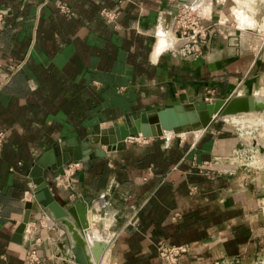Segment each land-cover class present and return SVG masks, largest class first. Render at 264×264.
<instances>
[{"label": "crops", "instance_id": "crops-1", "mask_svg": "<svg viewBox=\"0 0 264 264\" xmlns=\"http://www.w3.org/2000/svg\"><path fill=\"white\" fill-rule=\"evenodd\" d=\"M179 3L214 31L197 59L170 53L181 45L169 32ZM0 9V264H73L59 249L70 233L46 209L15 232L42 153L137 111L264 79V0H0ZM202 132L100 145L105 157L91 153L55 178L44 174L59 203L91 199L86 240L106 244L101 264H163L164 244L189 245L179 264L264 256V175L213 169L236 143Z\"/></svg>", "mask_w": 264, "mask_h": 264}, {"label": "water", "instance_id": "water-1", "mask_svg": "<svg viewBox=\"0 0 264 264\" xmlns=\"http://www.w3.org/2000/svg\"><path fill=\"white\" fill-rule=\"evenodd\" d=\"M182 6L187 7L184 3L175 5L170 17L175 18L178 8ZM170 17H168L169 21ZM263 111L264 94L238 93L227 98H215L212 101H206L201 97L170 106L137 111L127 115L120 125L113 128L102 129L78 142L59 144L58 147L42 153L36 159L29 177L33 184L32 195L25 202L24 216L15 232L17 236H22L32 210L46 209L56 221V225L65 227L70 233V238L64 242L67 248L59 243V249L64 251L63 258L73 264H101L106 244L95 241L90 244L86 240L90 230L87 211L91 206V199L82 198L78 201L68 200V204L59 203L51 191L52 182L44 175L46 172L55 178L59 174V168L68 170L72 163L88 161L91 153L97 157H105L100 145L106 146V151H110L120 149L126 139L165 137L168 133L173 135L202 132L214 121L225 116ZM246 145L238 143L237 148L241 149ZM251 145H256L260 152L264 151V147L256 140H253ZM53 167L55 169H52ZM87 251L91 257L87 255Z\"/></svg>", "mask_w": 264, "mask_h": 264}, {"label": "rangeland", "instance_id": "rangeland-1", "mask_svg": "<svg viewBox=\"0 0 264 264\" xmlns=\"http://www.w3.org/2000/svg\"><path fill=\"white\" fill-rule=\"evenodd\" d=\"M246 81L247 82H246L245 88H242V86H240L238 88L237 87L234 88L232 91L227 90L224 92L220 90L217 91L215 89H210L206 93V95H204V97L207 98L206 101H212L215 98H227L229 96L238 94V92H240L239 90H241V93L239 94H250V93H253L254 91H259L258 93H256L257 95L264 94V88L262 89V87H264V79H260L256 83L253 82V80H250L249 78L246 79ZM257 124L258 126L264 127V112L243 113L237 116H230V117H225L224 119H218L214 121L206 130L202 132V135H208L209 134L208 131H212L213 133L221 135V136H226V137L228 136V137H231L232 140L236 143L235 150H233L228 155H226L225 158L219 159L220 161H222L223 164L221 166L219 164H213L212 165L213 169H219V170L224 169V170L229 171V170H232L234 167H238L239 169H241L243 172H246L247 174L255 170V171L261 172L264 175V167H262L259 164L260 161H263L264 163V160L261 157L262 153L259 151L254 152V149L252 150V148L250 147L246 151L238 152V150L240 149L237 148L238 143L248 144L245 147H248L249 145L251 146V142L253 140H256V141L259 140L257 143L262 144L264 146V134L257 135L258 131L255 132L254 135H257L256 136L257 139H256V137L254 138V136L248 132L249 129H252V127L254 128L255 126H257ZM241 128L242 129L244 128L243 130L247 132L242 134ZM255 159H258L257 162H255L256 161ZM251 264H264V256H260L258 259L253 261Z\"/></svg>", "mask_w": 264, "mask_h": 264}, {"label": "built area", "instance_id": "built-area-1", "mask_svg": "<svg viewBox=\"0 0 264 264\" xmlns=\"http://www.w3.org/2000/svg\"><path fill=\"white\" fill-rule=\"evenodd\" d=\"M60 11L68 13L69 9L65 5H59ZM5 12L0 9V28L3 22ZM102 14L108 19L113 20L115 14L106 9L102 10ZM174 35L181 45L170 48V52L174 57H184L197 59L202 56L203 47L213 35L212 29L205 25L201 18L189 7H179L174 18L173 29ZM264 40V27L261 30ZM206 100L207 98L204 97ZM4 133L0 131V153L3 145ZM31 191H25L24 198L31 196ZM264 211V207H263ZM190 250L187 244H164L157 249L158 257L163 264H179L181 257L187 254ZM30 261L38 262V257L35 250L30 252Z\"/></svg>", "mask_w": 264, "mask_h": 264}, {"label": "bare ground", "instance_id": "bare-ground-1", "mask_svg": "<svg viewBox=\"0 0 264 264\" xmlns=\"http://www.w3.org/2000/svg\"><path fill=\"white\" fill-rule=\"evenodd\" d=\"M185 6V5H184ZM263 27H264V23H258L257 24V33L259 34V35H261V37L263 38V36H262V33H261V30H263ZM169 32H170V34H171V37H173L174 39H176L177 40V37L174 35V31L172 30V28L171 27H169ZM163 36H165L166 37V35H163ZM173 39V40H174ZM256 95V94H255ZM264 112V111H263ZM243 113H245V112H243ZM243 113H239V114H235V115H228V116H225V117H230V116H237V115H240V114H243ZM246 113H250V112H246ZM258 113V112H257ZM225 117H223L222 119H224ZM256 124V123H255ZM259 124V123H258ZM258 124H257V126H255L254 128L252 127V129H247L248 130V132L251 134V135H253L254 136V138L258 135V134H264V127L262 126H258ZM254 126V125H253ZM238 128V127H237ZM242 129V128H241ZM244 129V128H243ZM242 129V134L243 133H246L247 131H245V130H243ZM258 131V132H257ZM240 132V131H239ZM255 132H257V135H254V133ZM197 135L198 134H200V131H196L195 132ZM241 133V132H240ZM180 134H182V133H180ZM248 134V133H247ZM172 134H167V136H171ZM252 138V137H251ZM256 139H257V137H256ZM255 141V140H254ZM259 140H257L256 142H258ZM259 144V143H258ZM248 145V144H247ZM246 145V146H247ZM260 145H262V144H260ZM263 146V145H262ZM249 147L250 148H252V150L254 149V152L255 151H259V148L255 145V146H248V147H243V148H241L240 150H238V152H242V151H246V150H248L249 149ZM264 147V146H263ZM253 152V151H252ZM260 152V151H259ZM261 153H262V155H261V157H262V159L264 160V151L262 152L261 151ZM259 159V158H258ZM258 159H255L256 161L255 162H257V160ZM261 159V158H260ZM254 161V160H253ZM252 163V162H251ZM254 164H256V163H254ZM262 167H264V163H263V161H260V163H259ZM260 166V167H261Z\"/></svg>", "mask_w": 264, "mask_h": 264}]
</instances>
